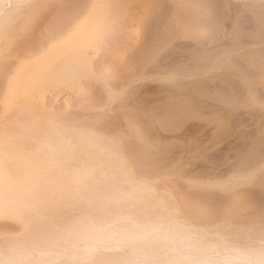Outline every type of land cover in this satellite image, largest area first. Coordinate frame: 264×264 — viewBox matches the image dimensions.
Instances as JSON below:
<instances>
[{
	"label": "clouds",
	"instance_id": "1",
	"mask_svg": "<svg viewBox=\"0 0 264 264\" xmlns=\"http://www.w3.org/2000/svg\"><path fill=\"white\" fill-rule=\"evenodd\" d=\"M0 264H264V0H0Z\"/></svg>",
	"mask_w": 264,
	"mask_h": 264
}]
</instances>
